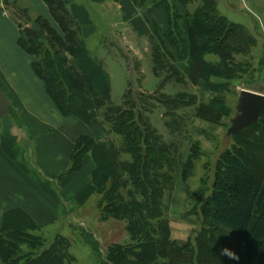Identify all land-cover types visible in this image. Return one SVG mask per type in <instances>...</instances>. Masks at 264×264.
I'll return each mask as SVG.
<instances>
[{
    "label": "trees",
    "instance_id": "trees-1",
    "mask_svg": "<svg viewBox=\"0 0 264 264\" xmlns=\"http://www.w3.org/2000/svg\"><path fill=\"white\" fill-rule=\"evenodd\" d=\"M43 1L58 30L37 16L35 21L48 38L35 30L36 40L19 23L18 44L33 57L32 68L61 115L95 123L101 129L104 136L97 141L86 136L77 140L70 170H78L83 156L91 153L96 165L91 178L100 196L99 219L123 221L131 240L127 245H109L104 257L97 240L83 230L101 264H264V112L257 122L230 137L233 152L225 155L224 168L215 174L203 210L209 230L195 244L170 240L162 198L173 182L172 149L137 109L130 90L123 98L130 107L111 108L102 119L95 117L94 107L103 106L109 98V76L88 52L81 26L64 0ZM132 1L144 10L145 17L159 6H164L167 15L164 29L151 27L149 53L154 76L186 79L202 94L211 93L196 109V117L228 116L231 109L221 94L238 74L254 72L251 51L257 43L255 36L220 14L216 0H152L149 5L148 0ZM189 3L194 8L181 12L178 6ZM46 44L53 48L47 49ZM209 77L225 83L209 81ZM181 170L183 178L187 168ZM1 220L0 264H73L68 238L56 235L45 241L21 210L5 212ZM225 247L239 260L219 255Z\"/></svg>",
    "mask_w": 264,
    "mask_h": 264
},
{
    "label": "crops",
    "instance_id": "crops-1",
    "mask_svg": "<svg viewBox=\"0 0 264 264\" xmlns=\"http://www.w3.org/2000/svg\"><path fill=\"white\" fill-rule=\"evenodd\" d=\"M64 3L78 20L84 42L106 40L119 49L123 42L129 41L130 52L139 59L149 51L152 25L164 29L167 24L164 6L145 17L144 10L132 0H64ZM216 3L220 14L229 20L232 16L230 21L243 25L255 36L257 46H261L264 0H216ZM178 7L186 12L194 4ZM21 8L57 26L43 0H0V88L10 105L9 113L0 118V230L3 213L21 210L32 219L39 234L52 236L51 239L60 233H52L48 228L66 216L70 225L75 221L85 225L93 218L95 223L89 224L92 226L89 232L96 237L98 228L113 222L125 223L95 216L99 194L91 178L96 165L90 152L83 156L78 170L70 169L77 140L86 136L97 141L104 135L97 124L64 117L56 108L44 82L32 68L33 57L18 44L19 23L30 26L16 16L15 11ZM102 51L98 50L96 58L101 59L109 76L110 90L112 77L103 56L99 57ZM259 84L264 85V81ZM89 204L92 206L88 211Z\"/></svg>",
    "mask_w": 264,
    "mask_h": 264
},
{
    "label": "rangeland",
    "instance_id": "rangeland-1",
    "mask_svg": "<svg viewBox=\"0 0 264 264\" xmlns=\"http://www.w3.org/2000/svg\"><path fill=\"white\" fill-rule=\"evenodd\" d=\"M15 14L24 23L30 24V26H25L38 30L42 33V37L48 38L49 35L40 27V24H37L36 17L28 9H17ZM228 18L233 20L232 16ZM49 23L58 30L52 22ZM123 43L122 48L118 49L116 46L115 49L114 44L106 40L85 41L88 52L101 64V59L96 56L98 50L103 49L99 57L103 56V61L112 77L109 98L105 100L103 106L94 107L95 117L102 119L111 108L130 107L124 104L123 98L127 90L131 91L137 109L148 118L152 128L172 149L173 157L170 158L169 163L173 168V182L162 198V211L169 227V238L179 243L195 244L198 236L209 230L208 218L203 214V210L212 193L215 174L224 168L225 155L233 152L234 142L227 136L226 131L234 115L238 93L241 89H250L255 83L264 81V52L262 51L264 40L259 44L260 47L256 43L257 47L255 46L251 51V67L254 72L248 75L238 74V78L232 79L231 84L228 85V91L221 94L223 102L231 109L230 114L228 116L217 114L212 120L202 119L195 115L200 103H206L212 97L211 93L202 94L199 88L194 87L186 79L182 81L174 80V78L163 80V74L159 77L154 76L149 51L139 59L130 52V42ZM148 45L150 48V41ZM46 47L50 50L53 48L51 44H46ZM113 54H116V57ZM237 60L241 61V58L238 57ZM259 68L260 73H257ZM209 81L225 83L223 79L216 77H209ZM178 93L185 94L178 98ZM144 106L147 110L141 109ZM188 161H190V166ZM181 167L187 168L183 178ZM90 206L92 205L89 204L87 208ZM90 208L87 210L89 211ZM97 212L95 216H99ZM68 218L67 216L62 218L49 227L48 231L59 232L60 237L68 238L69 252L75 259L73 264H101L100 257H97V253L94 252L92 246L86 243L87 240L83 236V230L91 231L92 226L90 225L95 223L93 218L85 225L78 224L76 221L70 225V218ZM96 230L97 236L93 235V237L98 239V248L104 257L109 245L130 244L131 240L122 223L113 222V224ZM39 235L47 242L53 240L52 236Z\"/></svg>",
    "mask_w": 264,
    "mask_h": 264
},
{
    "label": "water",
    "instance_id": "water-1",
    "mask_svg": "<svg viewBox=\"0 0 264 264\" xmlns=\"http://www.w3.org/2000/svg\"><path fill=\"white\" fill-rule=\"evenodd\" d=\"M23 30L36 40H39L37 32L29 26L23 27ZM9 111L8 99L0 88V118L8 114ZM263 112L264 85L255 83L250 89H241L237 96L234 115L230 119V126L226 131L227 136L231 137L257 122Z\"/></svg>",
    "mask_w": 264,
    "mask_h": 264
},
{
    "label": "clouds",
    "instance_id": "clouds-1",
    "mask_svg": "<svg viewBox=\"0 0 264 264\" xmlns=\"http://www.w3.org/2000/svg\"><path fill=\"white\" fill-rule=\"evenodd\" d=\"M219 255L227 256L228 259L239 260V256L234 251H232L226 247L220 249Z\"/></svg>",
    "mask_w": 264,
    "mask_h": 264
}]
</instances>
